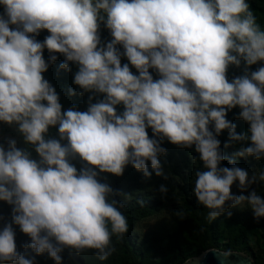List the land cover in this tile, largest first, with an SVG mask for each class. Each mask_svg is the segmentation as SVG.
Instances as JSON below:
<instances>
[{"label":"clouds","instance_id":"clouds-1","mask_svg":"<svg viewBox=\"0 0 264 264\" xmlns=\"http://www.w3.org/2000/svg\"><path fill=\"white\" fill-rule=\"evenodd\" d=\"M58 60L85 110L65 109L46 78ZM0 125L23 143L0 142V204L11 209L0 264L88 251L109 261L129 232L130 195L110 177L131 167L168 180L165 144L195 153L192 195L208 222L241 206L264 222V168L240 163L264 161V25L249 0H0ZM158 193L166 200L167 184Z\"/></svg>","mask_w":264,"mask_h":264},{"label":"trees","instance_id":"trees-1","mask_svg":"<svg viewBox=\"0 0 264 264\" xmlns=\"http://www.w3.org/2000/svg\"><path fill=\"white\" fill-rule=\"evenodd\" d=\"M249 3L258 21L264 25V0H249ZM44 35H47V33H42L39 39L42 40ZM102 36L104 39L110 38L107 31H104ZM45 57L47 59V53H45ZM59 63L60 60L57 61L56 65L50 67L49 72L45 74L46 78L57 89L65 109L76 105L80 110H85L88 95L69 97L66 94L67 88H76V86L73 84L72 73L58 70ZM75 70L73 66V72ZM232 74L239 75L240 72L233 69L230 71V76ZM77 91L79 90L77 89ZM236 112H238V109L229 114V119H233ZM233 122L237 124L238 131L246 130L247 125L243 121L233 120ZM3 129L6 132L12 131L18 136L16 131L7 125H4ZM226 138V133L220 137L222 144ZM164 146L168 149V153L166 157L162 158L170 175L179 176L187 185H193V173L199 166L198 161H193L195 153L178 149L170 144ZM230 152L231 149L227 150L228 154ZM240 163L246 168L250 165H255L256 169L264 168V161L256 162L250 159L248 161L242 160ZM180 170H183V174ZM110 182L115 188L122 189L125 193L130 194L125 200L126 207L122 209L128 219L129 232L122 240H114L116 252L109 261L103 262V264H183L209 249L245 252L255 260L256 264H264V222L241 221L235 217H220L216 221L208 222L206 219L207 210L196 205L194 196L192 197L191 192L186 188L170 184L161 178L155 177V175L151 180L146 181L142 174L131 167L126 169L125 175L121 178L110 177ZM162 183L167 184L169 192L180 188L184 193L182 208L179 211L182 218L181 225L165 246H154L145 242L137 244V240L132 235L135 227L141 221L160 211V203L155 193ZM259 191L264 195V188ZM140 201H143V204ZM10 212L11 209L7 205L0 204V216L10 219ZM27 239L17 229L18 247ZM36 260L37 264H54V261L48 258L47 255L37 257ZM64 264H101V262L95 258L94 253L91 251L75 258L70 257L65 252Z\"/></svg>","mask_w":264,"mask_h":264},{"label":"rangeland","instance_id":"rangeland-1","mask_svg":"<svg viewBox=\"0 0 264 264\" xmlns=\"http://www.w3.org/2000/svg\"><path fill=\"white\" fill-rule=\"evenodd\" d=\"M3 127L4 125H0V142H4L8 138H15L17 139L19 146L23 147L22 140L18 136H16L14 132H6ZM161 162L165 169V172L169 175V178L168 180H166V182L175 184L176 186H179L181 188H186L191 192L190 194L193 197V185H187L185 181L182 180L179 176L170 175V172L167 170L163 158H161ZM248 169H256V166L250 165ZM180 172L181 174H183V170H180ZM155 195L158 202L160 203V211L157 214L141 221L135 227L132 235L133 238L137 240V244L145 242L154 246H165L168 244L171 237L181 225L182 218L179 215V211L182 208V201L184 197V193H182L181 189L178 188L175 191L169 192L168 198L166 200L160 199L158 191L155 193ZM232 211L234 213L232 217H235L241 221H253L250 209H248L246 206H241L239 208L233 209Z\"/></svg>","mask_w":264,"mask_h":264},{"label":"water","instance_id":"water-1","mask_svg":"<svg viewBox=\"0 0 264 264\" xmlns=\"http://www.w3.org/2000/svg\"><path fill=\"white\" fill-rule=\"evenodd\" d=\"M225 253H230V256L225 258ZM190 262L191 264H256L249 254L219 249H209L183 264H190Z\"/></svg>","mask_w":264,"mask_h":264}]
</instances>
